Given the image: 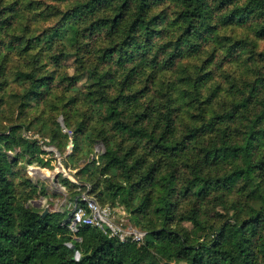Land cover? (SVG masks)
Returning a JSON list of instances; mask_svg holds the SVG:
<instances>
[{"label": "trees", "instance_id": "obj_1", "mask_svg": "<svg viewBox=\"0 0 264 264\" xmlns=\"http://www.w3.org/2000/svg\"><path fill=\"white\" fill-rule=\"evenodd\" d=\"M6 97L59 152L61 114L65 167L101 144V176L62 180L70 202L88 184L144 236L83 226L76 241L67 207L30 204L44 185L18 196V162L47 165L25 119L0 135L20 151L0 153V264H264V0H0Z\"/></svg>", "mask_w": 264, "mask_h": 264}, {"label": "rangeland", "instance_id": "obj_2", "mask_svg": "<svg viewBox=\"0 0 264 264\" xmlns=\"http://www.w3.org/2000/svg\"><path fill=\"white\" fill-rule=\"evenodd\" d=\"M18 106H19V102L16 103L13 101V99H9L6 97V100L4 101V104L1 106V110H0V135L4 132L9 131L11 128L16 127L17 125H20V121L21 120H27V121H33V126L29 129V130H25L24 128H21L20 130L16 131V133L20 134L22 131H26L28 133L31 134H38L39 136L43 137L39 132H38V127H39V121L37 120H33V112L30 111L28 109V118H24V117H18ZM37 113V112H36ZM54 118L53 120L57 123V125L60 128L61 133H63L62 131V126L60 125V121L63 122V117L61 116V114L55 113L54 114ZM53 117V116H52ZM43 119V117H42ZM49 126H52V123H48ZM1 137V136H0ZM45 138V137H43ZM49 141L48 138H45ZM72 138L70 139L68 137V141H67V145L71 146V151H72ZM55 147V146H53ZM91 153H89L87 156H80L78 158H75L72 160V162H67L68 163V167H65L64 163L66 162V160L68 159V157H59L60 161H58V158L56 157L55 153H49V155L46 157L45 155L39 156V158L47 163V165H43L42 163H32L31 165H27L26 164V159H21L20 162H18L17 164V168L19 170H21V173L17 174L16 176H14V184L16 187V192L18 194V196H22L24 195L25 192V188L24 185L22 184L24 180H26L27 178L30 179L33 183L35 184H39L44 185V187L46 188V193L48 194L47 196L49 197H54L56 200H61L62 196L64 193L68 192V187H66L65 185H63L62 180L63 179H68L70 182H72L71 180L74 179V174L76 173V171L81 168L83 165L89 163L90 165H92V172L95 173V175L97 176H101L98 172L100 171V169H102L103 167V159L101 158L102 153L104 152L103 147L101 146L100 143L96 142L92 145L91 147ZM55 149L57 150V148L55 147ZM101 149L103 150V152L101 153ZM4 151V147L2 146V144H0V153ZM15 154H11L9 155L10 158L14 157ZM62 162V166L63 168H65V171L67 173V176H63L62 173H59L57 171V167H58V163ZM29 167L32 168H39L41 170H48V174H37L34 175L32 174V171H30ZM76 167H78L77 169H75ZM44 171H42L44 173ZM58 173V174H57ZM50 175V176H48ZM56 175V176H55ZM53 181V185L51 184V180ZM68 194V193H67ZM33 200L30 202V204L32 206H34L35 208H37L40 211L43 210H48L50 212H52V208H53V204L55 202H50L47 200V198H43L41 196L38 195H34L33 196ZM58 210L60 208V206L57 203V207ZM113 220L114 221H118V223L120 224L123 222H127V214L125 213L124 209L122 207H118L116 209L113 210ZM141 245V244H140ZM168 254H170L172 257H178L180 255V253L178 251H169Z\"/></svg>", "mask_w": 264, "mask_h": 264}, {"label": "built area", "instance_id": "obj_3", "mask_svg": "<svg viewBox=\"0 0 264 264\" xmlns=\"http://www.w3.org/2000/svg\"><path fill=\"white\" fill-rule=\"evenodd\" d=\"M60 125L62 126L63 134L67 135L70 139L72 138V134L70 131H68L64 125L63 122L60 121ZM9 132H4L1 135H8ZM21 136L28 140V141H35L37 147L40 149L42 154L40 156L45 155L46 157L49 155V153H55L56 157L58 158V161H60L59 157H68L71 154V146H66L63 148L60 152L55 149L52 145L48 144V140L42 138L38 134H31L28 132L21 133ZM72 141V140H71ZM5 141L0 140V144L4 147V151L1 153H6L8 156L19 153V148L14 147L12 150L6 151L5 150ZM101 153L103 150L101 149ZM62 162L58 163V167L56 168L59 173H62L63 176H67V173L65 171V168H63ZM30 171H32V174L37 175L40 173H36V169H39L37 167L32 168L29 167ZM39 171H44L39 169ZM48 170H45L44 173L41 174H48L45 173ZM40 174V175H41ZM58 174V173H57ZM56 176V175H55ZM51 180V184L53 185V181ZM72 183L78 184L77 181L74 179L71 180ZM85 190L80 191L79 195L77 196V200L74 201V203L66 204L64 208H69L72 206V210L70 212L69 217V224L68 229L76 241L79 239L76 237V233L78 232V229L83 226H90L97 228L101 230L103 233H107L110 237H117L120 241H124L126 237H130V239L136 243H141L143 240V233H140L134 229H132L130 226H127L126 228H122L120 225L116 224V222L113 220V211L109 207H101L99 204H97L96 200L88 194V191H90V186L88 184L84 185ZM39 196V195H38ZM43 197V196H41ZM47 197V196H46ZM43 197V198H46ZM55 202V201H54ZM61 201L57 200L55 204H60ZM63 210V209H62ZM61 209H55V212H61ZM68 246L71 248V245L68 244ZM79 254L78 252L75 253V258L78 259Z\"/></svg>", "mask_w": 264, "mask_h": 264}, {"label": "crops", "instance_id": "obj_4", "mask_svg": "<svg viewBox=\"0 0 264 264\" xmlns=\"http://www.w3.org/2000/svg\"><path fill=\"white\" fill-rule=\"evenodd\" d=\"M45 173H47V172H45ZM48 176H50V175H48ZM45 188H47V187H45ZM48 195V194H47ZM47 198V200L48 201H50V202H56L57 200L54 198V197H49V196H47L46 197ZM61 202H60V204H59V206H60V208L59 209H64V207H65V205L66 204H69L70 203V198H69V196H68V194L67 193H64L63 194V196H62V198H61V200H60ZM56 207H57V205L54 203L53 204V208H52V212H55V209H56Z\"/></svg>", "mask_w": 264, "mask_h": 264}, {"label": "water", "instance_id": "obj_5", "mask_svg": "<svg viewBox=\"0 0 264 264\" xmlns=\"http://www.w3.org/2000/svg\"><path fill=\"white\" fill-rule=\"evenodd\" d=\"M37 172L40 173V174L42 173L41 171H39V169H36V173H37ZM68 210L71 211V210H72V206H70V207L68 208ZM47 214H48V210H43L41 216L44 218ZM71 250L74 252V253H73V254H74V255H73V259H76V258H75V253H77V252H76L75 248H74L72 245H71Z\"/></svg>", "mask_w": 264, "mask_h": 264}]
</instances>
